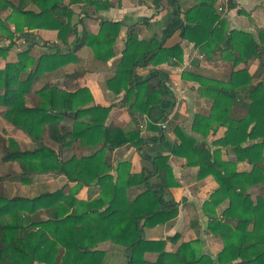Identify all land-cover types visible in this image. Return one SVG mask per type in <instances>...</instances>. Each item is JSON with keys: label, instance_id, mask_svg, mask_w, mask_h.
Instances as JSON below:
<instances>
[{"label": "trees", "instance_id": "16d2710c", "mask_svg": "<svg viewBox=\"0 0 264 264\" xmlns=\"http://www.w3.org/2000/svg\"><path fill=\"white\" fill-rule=\"evenodd\" d=\"M166 1L173 19L160 38L140 40L135 27L126 30L115 74L106 81V88L122 97L115 105L103 106L93 104L88 88L68 92L58 80L67 65L77 62L75 53L83 47L100 62L115 57L114 47L123 27L120 22L101 20L98 32L92 34L84 25V18L90 15L87 11L78 23L71 21L74 4H84L98 13L111 9L112 2L0 0V40L8 41L0 46V59H7L17 36L27 30L55 31L63 45L76 38L67 54L55 51L35 59L28 46L16 53L14 62L7 61L0 68V117L35 144L33 150L21 151L13 139L5 142L0 138L1 161L19 166L21 174L14 180L22 183L33 175L51 173L75 184L68 191L65 187L32 198H7L0 191V264H104L106 254L98 247L109 242L122 250L124 264H214L213 258L195 248L196 242L182 243L170 253L166 245L175 242L177 235L166 240L143 236L145 229L168 224L177 216L179 203L169 195L170 189L179 187L171 156L198 168L197 179L211 176L217 183L203 204L206 212L228 202L220 216L210 215L207 224V232L224 243L216 257L218 264H264V79L253 84L264 75V32L254 35L229 29L216 9L217 0H189L195 5L183 18L177 1ZM175 33L193 44L204 61H224L233 71L217 75L200 69L194 58L180 78L197 83L200 97L212 102L206 115L193 116L194 135L174 126L177 141L170 156L142 153L146 166L134 175L129 174L127 162H119L114 180L109 174L111 152L127 146L139 149L146 143L140 136L142 118L146 117L148 131L160 135L157 125L174 111L176 102L166 85L169 75L160 67L183 63L180 45H164ZM251 61L257 62L253 73L247 69ZM239 66L243 68L237 69ZM138 69H147V75H138ZM38 77L43 85L33 95L40 100L28 107L27 98ZM114 107L125 109L128 127L107 125ZM66 118L72 120L71 128L61 125ZM220 127L225 133L212 143L216 147L212 150L206 138ZM46 139L57 149L46 145ZM151 141L157 142L158 136ZM75 143L84 149L83 154L65 156ZM223 148L232 149L233 160H223ZM239 162H248L251 170L238 172ZM92 185L100 189L97 198L76 197L83 187ZM133 185L140 186L141 192L130 200L127 190ZM251 188L254 191H249ZM147 254L155 255L153 262L146 259Z\"/></svg>", "mask_w": 264, "mask_h": 264}, {"label": "crops", "instance_id": "0c3cea01", "mask_svg": "<svg viewBox=\"0 0 264 264\" xmlns=\"http://www.w3.org/2000/svg\"><path fill=\"white\" fill-rule=\"evenodd\" d=\"M110 1L112 2L111 9L100 11L95 15L94 13L90 14L89 19H84V25L87 31L92 34L98 32L99 22L101 20H112L120 22L123 25L119 39L116 41L114 47L115 57L108 63L100 62L92 58L91 50L88 47H83L75 53L77 62L71 63L64 68V77L59 81L62 88L68 92H73L78 88H88L93 97V104L103 106L115 105L122 97V94L115 96L110 92L106 88V81L112 78L115 74L116 66L121 57L120 53L126 40V30L130 27H135V33L140 40H148L154 36L160 38L165 26L173 19L172 8L166 0ZM176 1L177 6L180 8L181 18H183V13L186 10L195 5L194 1ZM229 5L233 8L229 9ZM79 6L80 5H73L72 7L78 9ZM218 8L223 9V13L220 14V16L226 21L229 29L243 30L254 35L260 30L264 32V0H217L216 9L218 10ZM75 12L76 14H74L71 19L73 24L78 23L80 18H84L83 12L81 15L79 14L80 11H76V9ZM218 12L221 13L220 11ZM78 29L81 34L82 27L78 26ZM31 33H35L34 35L36 37H34L36 39H38L39 36L43 38L47 35L52 37L56 49H53V52L56 51L61 54L69 53L76 42V38H73L70 42L71 46L69 45V47H65L62 45L60 46L59 42L56 41L57 37L55 31L33 30ZM20 36L27 38L29 35L25 31ZM18 38L15 40L14 48H12L14 50L11 49L9 51L7 57L8 62H14L16 60V53L19 52L16 45H28L27 41H25L26 39L18 41ZM164 43L166 47L178 44L183 51L182 64L175 65L171 62L170 66L163 65L160 67L161 70L169 75V82L166 85L175 99L176 106L172 114H170L164 121L166 128L164 130L160 129V135H158L157 132L147 130L146 117H143L139 129L140 136L146 140V143L139 149L127 146L115 149L111 152L110 157L112 169L109 174L113 176L114 180L117 178V165L119 162H127L129 166V174L134 175L139 174L142 167L146 166V163L141 159L142 153L150 157L170 156L174 143L177 141L172 132V128L178 125L183 127L186 133L193 134L191 131L193 116H204L210 110L212 102L207 98L200 97L198 84L191 81H182L180 78L182 71L189 67L194 58L199 60L200 69L213 72L217 75H227L233 71V69L224 61H204L198 50L193 47V44L180 39L179 33H175ZM34 52L30 54L33 58L37 57L36 55L38 54ZM46 53H51V51H47ZM247 67L249 72L253 73L257 69V62L251 61ZM239 68L241 69L243 66H239L237 69ZM137 73L140 76H146L147 69H138ZM261 79H264V75L262 78L253 81V84L258 83ZM39 80L40 78L38 77V80L34 83L33 92H36L41 88L40 83H38ZM52 82H55V80H52ZM39 100V97L33 95L27 101L28 107L38 103ZM72 123L71 119L66 118L61 125L71 128ZM107 125L121 128L128 127L129 117L125 109L114 107L107 120ZM6 130H14V134L25 136L21 130L14 129L13 127ZM9 133L11 132L9 131ZM224 133L225 128L220 127L215 133L210 132L205 142L212 150L216 149L215 146H212V143L221 139ZM157 136V142L151 141V138ZM162 136L164 139H161ZM54 149H57V145L54 146ZM83 152L84 149H82L80 144L75 143L63 154L65 156L76 155L79 157ZM222 158L226 161L233 160L234 155L232 149L223 148ZM170 166L172 168L174 179L179 185V187L169 190L171 198L179 203L177 216L168 224L145 229L143 236L148 240H166L167 238H172L177 235L178 238L175 242H168L166 245V251L170 253L174 252L182 243L196 242L195 248L202 255L213 258L215 262L214 264H218L216 257L223 249L224 243L219 236H214L207 232V224L210 215L216 214L217 216H220L221 212L227 207L228 202H222L215 209L208 208L206 212L203 208V204L209 198L211 193L217 189V183L214 179L211 176L197 179L196 174L198 168L187 166V162L184 159L171 156ZM236 168L238 172H249L252 166L248 162H239L237 163ZM33 177V180H36L38 177L45 179V181H42L39 185L49 187V189L52 188V190L47 193L55 192L57 189H60L61 185L67 186V191L75 185L72 182H68L65 176L59 174H57V176L56 174L51 173L40 174L34 175ZM249 191H254V189L251 188ZM140 192L141 187L133 185L127 190V197L130 200H133ZM41 193L46 192L43 191ZM99 193L100 189L97 186L92 185L91 187H83L76 197L82 200H93L98 197ZM107 245L110 246V248H115L114 245L105 243L100 245L98 250L105 251L104 247ZM121 256L124 263V255L121 254ZM154 258V254L146 255L147 260H153Z\"/></svg>", "mask_w": 264, "mask_h": 264}, {"label": "rangeland", "instance_id": "374dc122", "mask_svg": "<svg viewBox=\"0 0 264 264\" xmlns=\"http://www.w3.org/2000/svg\"><path fill=\"white\" fill-rule=\"evenodd\" d=\"M76 5H80L78 9L75 8L76 11L77 10L80 11V13H79L80 15L84 10L90 14H93V10L90 8H85L84 4H76ZM28 8L35 9L33 5H29ZM71 9L73 11V15L76 14L74 7H71ZM220 12H221L220 14L223 13L222 11H220ZM79 14H77V15H79ZM95 14L96 13H94V15ZM32 31L33 30H30V31L27 30L26 31V33H28V35H29V36H27V38H23V36H19V38H18V36H17L18 41H23L24 39H26L25 41H27V43H28V45H26V44L16 45L18 48L17 49L18 51H21V50L27 48L28 46H30L31 47L30 54H32L34 51H35L34 53H38L36 55L37 57H35L37 59L40 55L46 53L47 51L53 52V49L56 50L54 47V42H53L52 37H49L47 35L44 38L39 36L38 39H36L35 38L36 36L34 35L35 33H31ZM56 41L59 42L58 40H56ZM5 44L7 45L8 41H4V40L1 41L0 40V46L5 45ZM59 45L69 47L70 43H69V45H63L59 42ZM12 50H14V49H12ZM8 55H9V53H8ZM5 62H7V59L6 60L0 59V68L3 66V64H5ZM63 77H61V78L59 77V79L61 80V79H63ZM39 78H40V80L38 83H40V86H42L43 85L42 79H41V77H39ZM37 80H38V78L36 80H34V83H36L35 81H37ZM60 80H58V81H60ZM34 83H33V86H34ZM33 86L31 88L32 89L31 90L32 95L27 98V101L30 99V97L33 96V94L35 92V91L33 92ZM40 86H36V87H40ZM10 127H12V126L8 122H5L0 117V138L4 139L5 142H6L7 138L13 139L17 143L18 148L21 151L33 150L35 148V144L31 141V139L27 135L24 136V135L14 134V132H15L14 130H9L11 132V133H9V131L6 129H9ZM45 143H46V145H48L52 148H54V146H55L48 139L45 140ZM2 155H3V153H2V150L0 148V191H2V193L4 194L5 197L13 198L15 196H22V197L32 198V197H35L36 195H40V193L43 191H45L47 193L48 191L52 190V188L49 189V187L39 185L42 183V181H45V179L38 177L36 180H33L34 175L29 177L28 182L22 183V182L14 180V177H16L15 175L21 174L20 168L16 163H4V162H2L1 161ZM56 176H57V174H56ZM65 187H67V186L61 185L60 189H57V190L64 189ZM108 244L110 245L111 243L109 242ZM104 249H105L104 252L106 254L105 259H104L105 260L104 264H122L123 263V259L121 258L122 257L121 254H123V253H122L121 249H116L113 247L110 248V246H108V245L106 247H104ZM148 261L153 262L154 259L148 260ZM124 263H125V260H124ZM57 264H59V262Z\"/></svg>", "mask_w": 264, "mask_h": 264}, {"label": "built area", "instance_id": "2783aa9c", "mask_svg": "<svg viewBox=\"0 0 264 264\" xmlns=\"http://www.w3.org/2000/svg\"><path fill=\"white\" fill-rule=\"evenodd\" d=\"M218 11H223V9L222 8H218ZM157 126L160 129H162V130H164L166 128V125L164 124V122L163 123H159Z\"/></svg>", "mask_w": 264, "mask_h": 264}]
</instances>
